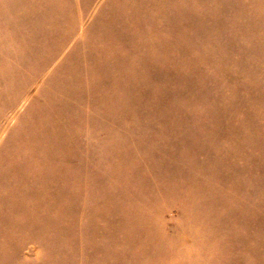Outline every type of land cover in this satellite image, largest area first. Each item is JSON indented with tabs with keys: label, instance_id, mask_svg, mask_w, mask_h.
I'll list each match as a JSON object with an SVG mask.
<instances>
[{
	"label": "rangeland",
	"instance_id": "obj_1",
	"mask_svg": "<svg viewBox=\"0 0 264 264\" xmlns=\"http://www.w3.org/2000/svg\"><path fill=\"white\" fill-rule=\"evenodd\" d=\"M0 264H264V0H0Z\"/></svg>",
	"mask_w": 264,
	"mask_h": 264
}]
</instances>
